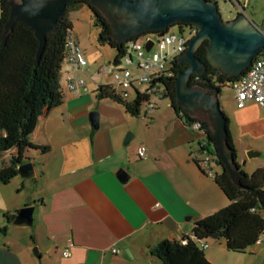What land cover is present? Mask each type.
Here are the masks:
<instances>
[{
  "label": "crops",
  "instance_id": "1",
  "mask_svg": "<svg viewBox=\"0 0 264 264\" xmlns=\"http://www.w3.org/2000/svg\"><path fill=\"white\" fill-rule=\"evenodd\" d=\"M243 14L240 28L260 29ZM240 15L238 10L235 19ZM71 20L89 72H74L64 62L60 74L63 103L39 116L30 137L33 146L45 144L49 149L26 153L35 164L31 176L18 174L9 184L0 182V226L4 225L5 214L16 216L21 208L35 205L33 223L13 221L6 233L0 231V264H161L151 253L152 247L163 240L181 241L185 237L197 242L195 221L229 204L216 182L221 170L219 158L211 164L214 175H209L199 164L205 133L187 124L169 99L152 96L155 109L144 112L145 117L128 113L111 99H98L95 91L101 85L115 86L114 80L110 73L101 72V67L99 74L92 73V51L89 45H82V37L75 33ZM207 56L212 66L228 77H241L251 66L245 57L215 46H207ZM113 63L119 67L120 62ZM69 73L84 77L88 92L76 95L68 91ZM189 78L185 79L181 98H177L178 106L206 122L216 144L215 110L207 98L196 92L215 95L227 118L239 165L249 174L264 169L262 109L254 102L238 108L232 88L224 87L214 94L189 85ZM186 85L195 88L189 90ZM225 89L231 90L233 105ZM92 111L99 112L97 129L92 126ZM128 136L130 140L126 142ZM140 145L147 148L145 157L138 156ZM211 149H215L214 144ZM250 150L257 155L248 156ZM13 152L0 153L1 166ZM122 170L129 174L125 182L118 177ZM16 183L21 191L13 197L8 189ZM69 241L73 242L71 255L64 257ZM197 244L207 245L204 252L213 264H264V241L244 254L229 251L220 239Z\"/></svg>",
  "mask_w": 264,
  "mask_h": 264
},
{
  "label": "trees",
  "instance_id": "2",
  "mask_svg": "<svg viewBox=\"0 0 264 264\" xmlns=\"http://www.w3.org/2000/svg\"><path fill=\"white\" fill-rule=\"evenodd\" d=\"M81 6H87L92 11L95 24L101 28L99 41L116 49V62L126 55L128 42L149 33L144 32L120 43L111 35L112 26L97 6L90 0H70L57 23L47 32L46 42L42 46L35 29L30 25L18 20L8 27L11 0H0V153L14 151L5 166L0 167V182L3 184H9L19 174L18 166L26 161L29 150L47 152L49 149L33 146L30 137L39 116L63 103L60 74L67 57L66 40L73 31L70 13ZM176 26L180 33H184L185 29H197L194 24L184 22ZM208 42L204 40L195 52L196 57L206 66V71L202 74L193 73L188 83L219 94L222 88H231L240 77H228L212 66L207 56ZM188 67L189 64L181 62L179 56L175 57L169 69L148 82L147 88L141 90L134 87V94L129 99L123 98L114 85H101L95 92L98 99H111L123 105L128 113L139 116L143 104L150 100L156 88V93H161L163 99H169L176 113L187 124L200 122L208 143L215 145V137L209 125L191 117L177 104V77ZM226 145L235 179L225 168L218 150L215 148L211 153L219 158L217 164L221 170L216 175V182L228 197L229 204L196 220L193 232L199 243L206 239H220L224 240L229 251L244 254L258 244L264 235V169L249 174L239 165L237 150L229 131ZM15 218V215H5L0 231L6 233L8 225ZM197 242L189 237L181 241L163 240L152 247L151 253L161 264H213L206 258V247Z\"/></svg>",
  "mask_w": 264,
  "mask_h": 264
},
{
  "label": "water",
  "instance_id": "3",
  "mask_svg": "<svg viewBox=\"0 0 264 264\" xmlns=\"http://www.w3.org/2000/svg\"><path fill=\"white\" fill-rule=\"evenodd\" d=\"M70 0H20V5L11 2V17L8 27L13 26L16 21H22L35 29L37 36L43 46L46 42V34L57 23L60 16L67 9ZM95 6L98 1H103L110 5L118 7L124 12L131 14L137 23L134 28L138 29L137 34L149 32L147 37L153 35L155 37L164 36L171 27L177 23L184 22L197 26L198 31L188 42L187 49L179 56L181 62H186L189 67L179 73L177 77V96L181 98V89L185 84V79L193 73H204L206 66L196 57L195 52L204 40H208V48L215 46L226 52L245 57L247 65H252L257 54L264 50V27L262 29H243L239 27L241 19L244 17L246 8L240 0H234V4L241 9V15L237 19L225 22L222 19L218 5L209 0H90ZM179 30V28H178ZM180 33V30H179ZM114 36V32L111 33ZM128 38V39H130ZM127 39V40H128ZM126 40V41H127ZM125 42V41H118ZM156 40L152 37L146 41V49L151 50ZM243 76V75H242ZM187 86V85H186ZM189 90L195 87L187 86ZM196 89L202 90L199 86ZM203 95L209 100L216 113L218 121V132L216 134L215 148L218 150L219 157L224 163L225 168L229 170L235 179V172L231 164V159L226 153V139L228 136L227 118L221 111L219 101L215 95L209 93L196 92ZM92 126L97 129L99 127V112L92 111L90 113ZM130 140V136L126 138V142ZM224 140V141H223ZM255 150H250L248 156H256ZM35 168L34 162L29 158L25 162L19 164V174L26 175L33 173ZM121 181L125 182L129 178L127 171L122 170L118 173ZM35 205H27L16 213L15 223H33ZM37 251V249H35Z\"/></svg>",
  "mask_w": 264,
  "mask_h": 264
},
{
  "label": "built area",
  "instance_id": "4",
  "mask_svg": "<svg viewBox=\"0 0 264 264\" xmlns=\"http://www.w3.org/2000/svg\"><path fill=\"white\" fill-rule=\"evenodd\" d=\"M218 5L220 0H209ZM223 2L230 3L234 7H238L234 4V0H222ZM243 8L247 7V1L242 3ZM239 8V11L243 9ZM197 29H188V34L184 33H172L167 32L164 36L158 37L153 44L151 50L146 49V41L141 42L139 39L130 41L127 43V53L118 62L124 61L126 66L118 67L111 65L110 67H101L100 71L103 73H110L113 77L115 88L119 90L123 98L129 99L134 94V87L139 84L148 83L153 80L154 77L162 74L169 69V66L173 59L180 56L187 49L188 42L197 33ZM67 45V57L65 62H68L71 70L74 72L83 71L89 72L88 60L84 50L82 49L78 38L71 32L66 40ZM158 47V50L155 48ZM66 88L68 91L78 95L82 92H88L85 78L76 74H68L66 78ZM234 90L236 105L238 108L245 107L248 102H254L264 112V50H261L255 57L252 65L247 72L240 77L238 81L231 85ZM152 92V96H158L162 98L161 93ZM155 109V103L151 100L145 102L142 106L141 116L145 117V113L148 110ZM196 129L202 131V125L200 122L192 124ZM213 150L211 144L206 139L200 146L199 152L201 153V161L199 164L207 170L209 175H214L211 164L214 163L216 157L212 155ZM139 157H145L147 155V148L145 145H140L137 150ZM11 155V154H10ZM10 158V157H9ZM1 167V162H0ZM264 241V236L259 239V243ZM207 247L206 244H202ZM73 242L69 241L67 246L63 250V256L69 257L71 255V248ZM113 249V252H116Z\"/></svg>",
  "mask_w": 264,
  "mask_h": 264
},
{
  "label": "rangeland",
  "instance_id": "5",
  "mask_svg": "<svg viewBox=\"0 0 264 264\" xmlns=\"http://www.w3.org/2000/svg\"><path fill=\"white\" fill-rule=\"evenodd\" d=\"M241 3L247 1V7L245 10L246 15L253 20L254 23L260 26V29L264 27V0H240ZM15 5H20V0H11ZM98 9L102 12V14L107 18L112 26V31L114 32L113 38L116 41H126L131 36L139 33L137 28H134L137 21L131 14L122 11L118 7L114 5H110L103 1H98L97 5ZM218 9L221 13L222 19L225 22L233 21L238 13V7L232 6L230 3L223 2L220 0L218 2ZM71 18L75 24V33L81 35L82 45H89L90 50L92 51L91 56L89 58V65L91 66L92 73L99 74L98 69L100 67H110L113 65L114 60L117 55L116 49L110 47L108 44H102L99 41V35L101 32V28L95 24V18L92 11L87 6H81L77 10L71 12ZM169 32L178 33V27H171ZM144 32L140 33L143 34ZM184 34H188V30L185 29ZM149 37L157 40V37L150 35ZM147 35H143L139 38L141 42H145ZM158 50V47L155 48ZM126 66V63L122 61L119 64V67ZM111 76V75H109ZM113 78V77H112ZM143 88L148 87V83L139 84ZM161 88V87H160ZM162 89V88H161ZM225 94L227 95L229 103L233 105V100L231 97V90L225 89ZM155 98V95H153ZM167 100V99H166ZM39 147H46L45 144H40ZM37 161V165H38ZM17 183L15 185L12 184L9 187L8 191L13 197H16L17 194L20 193V187L16 188ZM7 191V192H8ZM23 194H25L23 192ZM7 216H12L5 214ZM207 252V250H206ZM208 259V257L206 256ZM209 260V259H208ZM218 264V263H217Z\"/></svg>",
  "mask_w": 264,
  "mask_h": 264
}]
</instances>
